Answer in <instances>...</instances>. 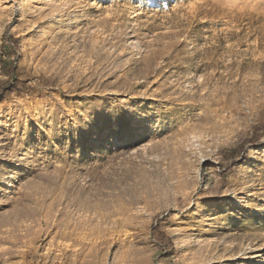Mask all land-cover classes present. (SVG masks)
<instances>
[{
  "label": "rangeland",
  "instance_id": "374dc122",
  "mask_svg": "<svg viewBox=\"0 0 264 264\" xmlns=\"http://www.w3.org/2000/svg\"><path fill=\"white\" fill-rule=\"evenodd\" d=\"M0 264H264V0H0Z\"/></svg>",
  "mask_w": 264,
  "mask_h": 264
},
{
  "label": "bare ground",
  "instance_id": "6f19581e",
  "mask_svg": "<svg viewBox=\"0 0 264 264\" xmlns=\"http://www.w3.org/2000/svg\"><path fill=\"white\" fill-rule=\"evenodd\" d=\"M35 2V0H26L27 5H32Z\"/></svg>",
  "mask_w": 264,
  "mask_h": 264
}]
</instances>
